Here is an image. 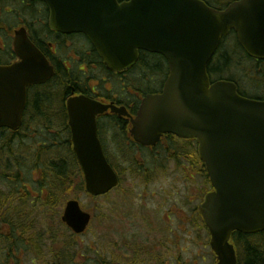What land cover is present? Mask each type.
<instances>
[{
    "label": "water",
    "instance_id": "1",
    "mask_svg": "<svg viewBox=\"0 0 264 264\" xmlns=\"http://www.w3.org/2000/svg\"><path fill=\"white\" fill-rule=\"evenodd\" d=\"M40 1L52 10L54 30L85 34L111 71L134 65L141 51L167 59L163 94L143 101L132 134L142 145L155 144L164 133L197 140L214 188L199 213L217 264H238L233 234L264 232V102L241 97L228 81L212 84L208 68L232 31L249 56L264 59L263 0L236 1L222 11L202 0ZM14 46L23 63L0 66V129L18 131L28 87L49 81L54 71L23 32H16ZM85 136H74L85 190L102 196L118 186V177L96 128ZM90 220L75 200L62 217L76 234H83Z\"/></svg>",
    "mask_w": 264,
    "mask_h": 264
},
{
    "label": "flooded vegetation",
    "instance_id": "2",
    "mask_svg": "<svg viewBox=\"0 0 264 264\" xmlns=\"http://www.w3.org/2000/svg\"><path fill=\"white\" fill-rule=\"evenodd\" d=\"M129 1L118 0V3L121 5ZM203 1L218 10L228 7V0ZM51 18L52 10L42 1L0 0V24L5 23L6 25L3 26L7 28L0 37L2 54L0 65L11 66L23 63L14 46L16 32L21 31L54 71L49 81L28 88L22 127L17 132H11L12 135H17L13 138L14 144L18 139L35 141V145L31 146L30 156L34 157L35 161L39 160L40 164L33 165V173L35 176L38 175L35 182L36 190L31 192L28 184L24 185L26 193L31 195L28 198L31 205L29 209L33 213L32 222H27V233H24L25 224L22 221V228L17 231V242L13 241L11 239L13 224H10L6 218H0V234L4 240L0 245V264H72L74 256H71V252L65 251L67 255H64V252L60 251V259L56 262V249L53 246L48 249L41 245L34 209H40V204H45L49 200L40 196L39 172L48 159L76 157L75 134L76 138L85 139V134H90L96 128L102 151L120 179L119 186L115 190L120 188L124 172L115 166L111 158L134 157L131 162L134 160L139 164L135 166L132 163L129 172L137 174V179L147 190L150 185L170 179L178 183L179 187L178 185L176 187L178 193L181 183L184 184V189L190 184L194 186L197 183V176L200 177L201 170H204L199 164V146L196 140L164 133L154 145L143 146L135 141L132 134L133 121L137 118L143 101L147 97L163 94L170 75V67L165 57L141 51L134 65L127 69L111 71L85 34L54 30L51 26ZM13 23L15 26H12ZM9 25L12 29H9ZM11 31L14 33L8 37L7 33ZM224 55L242 59L239 60V68L229 69L230 73L237 74V78L228 77V82L236 85L242 97L264 101V60L250 57L239 45L237 35L233 32L221 41L216 55L210 62L208 70L212 81L226 80L219 77L218 73V60ZM241 67L244 68L240 71ZM101 107L107 109L100 112ZM179 158L184 159L187 164L182 165L177 162V165H166V162L175 163ZM124 170L126 172V169ZM139 173L142 174V178ZM4 176L12 183L20 178V174L16 176L7 173ZM4 188L6 191L9 190ZM157 192L161 196L160 199L167 198L165 189H158L152 193L150 191V194L155 197ZM20 193L25 191L21 190ZM191 201V198H188V202ZM197 210L198 206L191 213L192 216L183 215L180 218L182 224L177 226L178 230L184 232L183 228L187 226L192 228L193 232L197 231L199 222V217L195 213ZM13 212L14 209L10 212L7 208L5 214ZM157 217L166 228L167 223L172 222L169 214L163 216L165 219L160 214H157ZM21 220L23 218L18 219L17 222ZM148 223L152 226V223ZM42 252H44L43 257ZM46 257L49 260H46ZM53 257L55 260L52 261ZM176 264L183 263L177 261Z\"/></svg>",
    "mask_w": 264,
    "mask_h": 264
},
{
    "label": "rangeland",
    "instance_id": "3",
    "mask_svg": "<svg viewBox=\"0 0 264 264\" xmlns=\"http://www.w3.org/2000/svg\"><path fill=\"white\" fill-rule=\"evenodd\" d=\"M12 26L15 24L13 23ZM9 29H12L11 25ZM13 33L14 31H11L7 36L9 37L10 34L12 36ZM0 56L2 57L1 52ZM234 65L239 66L237 58ZM242 68L244 67H241L240 71ZM236 75L229 72L228 76L237 78ZM33 144L35 145V141L26 138L23 141L18 139L15 144V153L20 161L16 164L24 166L22 175L28 182L31 192L36 190L35 182L38 176L33 173L35 159L30 156ZM132 159L134 157L111 158L115 166L124 173L120 188L108 196L92 200L79 189L65 194L71 200H78L82 208L93 216L90 230L83 236H73L60 224L64 205L60 204L56 210L51 211L48 208H35L34 216L38 222L41 245L46 248L53 246L56 250H62L64 255L71 252V256L75 258L72 264H157L158 262L176 264L177 261L183 264H213L214 256L209 246V237L202 223L198 222V229L195 232L187 226L183 228L184 232L177 228L182 224L180 218L183 215L192 216L191 213L200 203L204 189L208 188L203 175L197 176V183L194 186L190 184L184 189V184L181 183L178 193L176 191L178 183L170 179L150 185L147 190L137 179V174L129 172L132 163L135 166L139 164L134 160L131 162ZM177 162L182 165L187 164L184 159L179 158L175 163L166 162V165H177ZM39 164L38 160L36 165ZM139 176L141 177L142 174L139 173ZM78 181L79 179L76 182ZM158 189H165L167 198L160 199L159 192L152 197L150 191L152 193ZM6 192L8 191L5 190ZM188 198H191V203L188 202ZM157 214L162 218L165 214L171 215L172 222L167 223V228L162 225ZM144 218L150 219L143 220ZM148 222L152 223V226H149ZM56 236L59 239L51 240ZM43 253H41L42 257ZM46 260L49 259L46 257ZM51 260H55L54 257Z\"/></svg>",
    "mask_w": 264,
    "mask_h": 264
},
{
    "label": "trees",
    "instance_id": "4",
    "mask_svg": "<svg viewBox=\"0 0 264 264\" xmlns=\"http://www.w3.org/2000/svg\"><path fill=\"white\" fill-rule=\"evenodd\" d=\"M223 1L224 0H221V2ZM229 1L231 0H228V2ZM3 25L6 24H0V37L7 30V28H4ZM236 58L239 65V58L241 57ZM236 58L232 61L233 58L224 55V57L218 60L219 77L228 80V77H230L228 76L229 69L239 68V66L236 67L234 65ZM15 137H17V135H12L8 130L0 131V218H6L8 221H10V224H13V230L11 231V235L13 236L11 239L13 241H16L18 238L17 231H20V228H22V221L25 224V234L27 233V222H32V211L29 209L31 205H29L28 199L31 195L26 193L24 185H26L28 182L24 177H22V173H24V166L16 164L20 162L16 161L14 158L16 157L18 159L15 153V144L13 143V138ZM54 159L55 160H46V165L43 166V169L39 172L40 177L38 182L40 196L49 198L48 202L45 204H40V207L48 208L50 209L49 211L53 209L56 210L58 205L66 202L69 199V197L65 196L67 192L73 191L75 189H79L80 191L84 190L82 174L75 157L63 156ZM36 162L37 161H35L34 164H36ZM199 164L202 166L201 162ZM13 165L15 166L13 167ZM7 173L8 175L15 174L16 176L20 174V178H18L15 183H12L9 178L4 176V174L6 175ZM201 175L206 178V174L203 169L201 170ZM77 179H79L78 182H76ZM205 183L208 184L209 180L206 179ZM4 187L9 189L8 192L5 193V189H3ZM21 190L25 191V193H20ZM207 191L208 188L204 189L203 194ZM3 208H5V210H3ZM7 208L10 209V212H12L14 209V212L5 214ZM8 215L10 216L8 217ZM21 218H23V220L17 222L18 219ZM57 239H59L58 236L55 238L53 237L51 240ZM233 242L238 251L239 264H264V233L258 234L256 236L235 234L233 236ZM3 243L4 240L0 234V245ZM60 256L61 252L56 250L57 261H59ZM73 259L75 258L73 257Z\"/></svg>",
    "mask_w": 264,
    "mask_h": 264
}]
</instances>
